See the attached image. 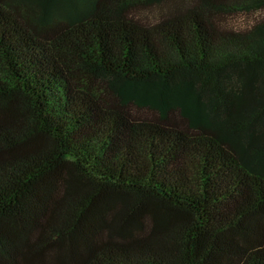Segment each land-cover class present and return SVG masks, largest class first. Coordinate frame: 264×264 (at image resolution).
Wrapping results in <instances>:
<instances>
[{
  "label": "trees",
  "instance_id": "1",
  "mask_svg": "<svg viewBox=\"0 0 264 264\" xmlns=\"http://www.w3.org/2000/svg\"><path fill=\"white\" fill-rule=\"evenodd\" d=\"M159 1L0 0V264H264V0Z\"/></svg>",
  "mask_w": 264,
  "mask_h": 264
},
{
  "label": "rangeland",
  "instance_id": "2",
  "mask_svg": "<svg viewBox=\"0 0 264 264\" xmlns=\"http://www.w3.org/2000/svg\"><path fill=\"white\" fill-rule=\"evenodd\" d=\"M198 0H161L143 4L131 9L133 15L142 24L157 25L161 19L179 14L189 6L196 5ZM206 17L211 25L226 31H243L256 21L264 20V9L252 11L210 12Z\"/></svg>",
  "mask_w": 264,
  "mask_h": 264
}]
</instances>
